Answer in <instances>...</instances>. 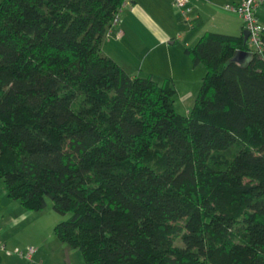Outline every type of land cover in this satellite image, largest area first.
Listing matches in <instances>:
<instances>
[{
  "label": "trees",
  "instance_id": "16d2710c",
  "mask_svg": "<svg viewBox=\"0 0 264 264\" xmlns=\"http://www.w3.org/2000/svg\"><path fill=\"white\" fill-rule=\"evenodd\" d=\"M126 1L0 2L8 197L70 213L55 234L86 264H264V29L262 53L245 31L186 48L206 74L181 114L170 78L102 51Z\"/></svg>",
  "mask_w": 264,
  "mask_h": 264
},
{
  "label": "rangeland",
  "instance_id": "374dc122",
  "mask_svg": "<svg viewBox=\"0 0 264 264\" xmlns=\"http://www.w3.org/2000/svg\"><path fill=\"white\" fill-rule=\"evenodd\" d=\"M227 2L229 1L209 0L211 5L205 6L206 11H204L202 23L199 25L195 23L191 25L187 22L179 9L172 10L174 14L170 10L168 15L174 18V23L170 24L168 29H170L169 32L172 33L171 36H173L175 43L167 44L170 46L169 49L178 51L185 56L192 67L193 62L185 53V50L187 47H193L204 33L208 31L231 35L242 33L243 20L236 13L226 9ZM257 14L260 21L264 23L262 7L258 8ZM237 21L241 23V29L235 31L234 27ZM172 27L174 28L171 29ZM103 42V53L110 56L113 52L119 58V61L116 57H111L123 67L122 63H126L127 60H124L125 56L121 52L123 46L120 41L107 36ZM165 48L164 46L158 50ZM125 70L129 73L127 68ZM160 71L165 72L163 70ZM196 71L198 74H192L191 76L188 74L186 78L178 77L176 80L170 78L176 89L175 107L181 114H188L187 110H191L194 106L203 77L206 74L205 65L201 64ZM140 76L146 77L149 75L143 74ZM163 78L154 77L158 82H162ZM70 215V213L61 214L57 212L50 197H47V206L44 209L39 211L26 210L19 201L10 199L7 196L4 179H1L0 225L6 224V221L10 222L0 232V243L7 245V251L0 250V264H86L81 250L67 246L55 234V226L67 220ZM177 244L182 245L183 243L179 240ZM28 249L33 250L31 259L20 254L22 252L26 253Z\"/></svg>",
  "mask_w": 264,
  "mask_h": 264
},
{
  "label": "crops",
  "instance_id": "0c3cea01",
  "mask_svg": "<svg viewBox=\"0 0 264 264\" xmlns=\"http://www.w3.org/2000/svg\"><path fill=\"white\" fill-rule=\"evenodd\" d=\"M189 1L197 15L195 24L199 25L202 23L204 11H206L205 6L211 4L209 0ZM218 1H229L227 5H234L238 2V0ZM176 8L173 0H128L127 4L123 6L117 24V28L122 31L120 38L116 37L114 31L108 30L109 33H106L103 41H105L107 36L120 41V44L123 46L121 52L125 56L124 60H127L126 63L123 62L122 64L125 69H128L129 73L137 76L148 74L153 78L164 77L162 81L166 78L176 80L178 77L186 78L188 74L190 76L198 74L196 70L201 64L193 65L192 63L191 67L185 56L181 55L178 51L169 49L170 46L167 45L175 43L173 36H171L172 33L169 32L170 29H168L169 25L174 23V18L169 16L168 13L170 10L172 12ZM262 11L264 12V6L262 7ZM172 14L174 13L172 12ZM237 22L234 27L235 31L241 29V27L242 32L245 31L243 23L241 26V23ZM164 46L166 47L165 49L158 50ZM111 56L116 57L113 52L110 54ZM116 59L119 61V58L116 57ZM187 112L189 113L190 110H187ZM8 222L10 221H6V224ZM6 224L0 225V232L5 228Z\"/></svg>",
  "mask_w": 264,
  "mask_h": 264
},
{
  "label": "built area",
  "instance_id": "2783aa9c",
  "mask_svg": "<svg viewBox=\"0 0 264 264\" xmlns=\"http://www.w3.org/2000/svg\"><path fill=\"white\" fill-rule=\"evenodd\" d=\"M128 0L123 6L127 4ZM173 4L179 9L180 13L184 16L185 20L191 25H194L197 15L193 6H191L189 0H173ZM264 6V0H238L234 5H227L226 8L236 12L240 18L243 20L244 29L248 33V41L252 48L262 53L263 51V39L262 32L264 29V23H262L257 14V10ZM119 16H116L112 23L109 31H114L116 37L119 39L122 31L117 28L119 22ZM109 33V32H108ZM253 52V51H251ZM0 250L7 251V245L5 243H0ZM28 259L32 258L33 250L28 249L26 253H20Z\"/></svg>",
  "mask_w": 264,
  "mask_h": 264
},
{
  "label": "water",
  "instance_id": "95a60500",
  "mask_svg": "<svg viewBox=\"0 0 264 264\" xmlns=\"http://www.w3.org/2000/svg\"><path fill=\"white\" fill-rule=\"evenodd\" d=\"M245 39H248V33L245 31ZM252 57V52L251 51H238L235 56L233 57L232 61L240 63V64H246L249 62V60ZM68 261H70L68 259Z\"/></svg>",
  "mask_w": 264,
  "mask_h": 264
}]
</instances>
